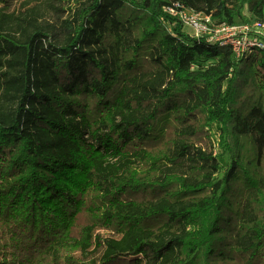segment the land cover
Masks as SVG:
<instances>
[{
  "label": "trees",
  "instance_id": "16d2710c",
  "mask_svg": "<svg viewBox=\"0 0 264 264\" xmlns=\"http://www.w3.org/2000/svg\"><path fill=\"white\" fill-rule=\"evenodd\" d=\"M73 1L0 0V264H264V47L165 10L264 0Z\"/></svg>",
  "mask_w": 264,
  "mask_h": 264
},
{
  "label": "built area",
  "instance_id": "2783aa9c",
  "mask_svg": "<svg viewBox=\"0 0 264 264\" xmlns=\"http://www.w3.org/2000/svg\"><path fill=\"white\" fill-rule=\"evenodd\" d=\"M165 10L178 17L193 36L212 43L230 44L238 57L253 44L264 47L263 40L258 37L264 35V23L216 24L210 14L188 8L180 2L166 6Z\"/></svg>",
  "mask_w": 264,
  "mask_h": 264
},
{
  "label": "rangeland",
  "instance_id": "374dc122",
  "mask_svg": "<svg viewBox=\"0 0 264 264\" xmlns=\"http://www.w3.org/2000/svg\"><path fill=\"white\" fill-rule=\"evenodd\" d=\"M24 2H25V1H23V3H24ZM21 4H22L21 1H16V2L10 4L9 6H10V8L13 10V9L18 8ZM72 4H73V7H74V5L76 4V0H74V1L72 2ZM247 13L249 14V11H247ZM205 131H206V133H207V136H208L209 134L212 135L211 133H209L208 128H206ZM213 136H215V135L213 134ZM210 140H211V139H210ZM208 144H209V141H208V139H206V141L203 143V145H204V147H205L207 150L211 149V147H210ZM97 232L100 233V234H102V235H105V236H116V237L118 236V235H116V234H113V232H111V231H110L109 229H107V228H99V229L96 231V233H97ZM99 254H100V251H99V250H95L94 247H92V248L87 252V254H85V256L92 258V257H96V256H98ZM77 255H78V256H82V253H81V252H77Z\"/></svg>",
  "mask_w": 264,
  "mask_h": 264
}]
</instances>
